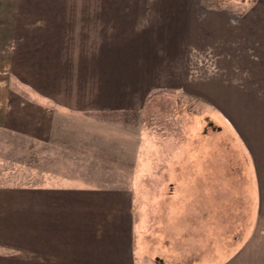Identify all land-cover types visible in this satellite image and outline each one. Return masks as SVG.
Here are the masks:
<instances>
[{
    "label": "crops",
    "instance_id": "1",
    "mask_svg": "<svg viewBox=\"0 0 264 264\" xmlns=\"http://www.w3.org/2000/svg\"><path fill=\"white\" fill-rule=\"evenodd\" d=\"M229 11L204 0H0V127L43 139L57 115L137 110L176 86L225 110L232 140L224 149L233 153L220 163L214 128L203 140L193 135L191 164H162L179 189L192 190L188 236L180 213L161 208L167 248L156 249L158 231L142 229L130 187L0 184V264H167V241L190 237L193 251L210 254L195 264H264V5L235 25ZM205 46L216 68L238 72L202 81L186 69ZM234 76L253 87L220 79ZM219 201L232 234L209 248Z\"/></svg>",
    "mask_w": 264,
    "mask_h": 264
},
{
    "label": "rangeland",
    "instance_id": "2",
    "mask_svg": "<svg viewBox=\"0 0 264 264\" xmlns=\"http://www.w3.org/2000/svg\"><path fill=\"white\" fill-rule=\"evenodd\" d=\"M204 1L209 6L223 5L230 10L226 18L230 25L237 24L256 6L264 5V0ZM202 49L204 52L197 53L198 59L194 54L186 61V69L195 70L202 81L212 80V75H216V79L221 75L219 73L238 72L216 68L212 48L205 46ZM5 70L0 69V80L7 79ZM220 79L242 90L253 87L251 78H247L249 86L246 83L244 86V77ZM225 116V110L216 107L207 93L194 94L182 87L170 86L168 90L151 93L141 109L57 115L53 130L43 139L0 127V184L29 185L65 179L100 186L130 187L134 192L136 216L141 221L142 229L145 232L158 231L155 238L157 249L160 245H166L160 237L162 229H166L165 224L162 225L164 216L161 215V208H166L168 214L169 208L173 209V213H180L184 236H188L193 227L192 190L179 189L176 176L163 172L162 164H191L193 158L187 153L193 147V135L198 134L200 141L204 139V132L210 129L213 132L214 128L216 142L223 145L220 153L225 154L222 158L218 155V160L231 164V148L224 149V144L226 146V142L232 140V134L227 133L221 124ZM217 149L219 151V146ZM223 204L224 201H219L216 206L215 228L218 238L216 245L210 243L209 248L224 246L226 240L231 238L232 226L230 221L223 220L226 213ZM171 236L173 238L174 235ZM190 240L191 237L177 247L171 242L169 245L167 241L171 251L167 253L165 262L195 264L198 257L204 259L210 255L193 251ZM163 248H167V245ZM217 255L221 257L219 253Z\"/></svg>",
    "mask_w": 264,
    "mask_h": 264
}]
</instances>
